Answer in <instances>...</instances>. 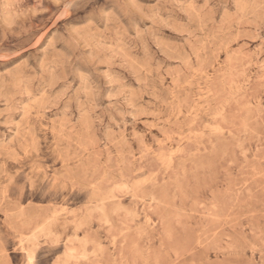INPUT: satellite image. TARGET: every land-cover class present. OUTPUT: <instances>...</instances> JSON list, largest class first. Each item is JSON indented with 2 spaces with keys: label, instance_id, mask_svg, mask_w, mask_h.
I'll list each match as a JSON object with an SVG mask.
<instances>
[{
  "label": "rangeland",
  "instance_id": "1",
  "mask_svg": "<svg viewBox=\"0 0 264 264\" xmlns=\"http://www.w3.org/2000/svg\"><path fill=\"white\" fill-rule=\"evenodd\" d=\"M0 264H264V0H0Z\"/></svg>",
  "mask_w": 264,
  "mask_h": 264
}]
</instances>
